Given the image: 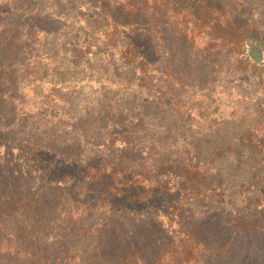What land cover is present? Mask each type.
<instances>
[{
  "label": "trees",
  "instance_id": "obj_1",
  "mask_svg": "<svg viewBox=\"0 0 264 264\" xmlns=\"http://www.w3.org/2000/svg\"><path fill=\"white\" fill-rule=\"evenodd\" d=\"M0 264H264V0H0Z\"/></svg>",
  "mask_w": 264,
  "mask_h": 264
},
{
  "label": "rangeland",
  "instance_id": "obj_2",
  "mask_svg": "<svg viewBox=\"0 0 264 264\" xmlns=\"http://www.w3.org/2000/svg\"><path fill=\"white\" fill-rule=\"evenodd\" d=\"M45 1H48V3H49L51 0H45ZM28 16H29V13H28ZM32 20H33L32 21V23H33V22H36L37 19L34 17ZM70 20H71L70 18H66V19L61 18L60 20H58V19L53 20L50 18L48 19V17H40L39 21L37 22V25H38L39 30H53L54 32L58 31L56 34H54L55 37H57L56 35L59 32H62V33L71 32L70 35L72 36L74 34V30L71 28L73 25L70 24ZM70 35H68V36H70ZM66 43L71 44L72 41L67 40ZM230 87H232V86L230 85ZM230 87H229V89H230ZM234 93H232V94H234Z\"/></svg>",
  "mask_w": 264,
  "mask_h": 264
}]
</instances>
